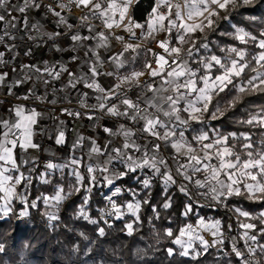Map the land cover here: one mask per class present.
I'll return each instance as SVG.
<instances>
[{"label": "snow or ice", "instance_id": "snow-or-ice-1", "mask_svg": "<svg viewBox=\"0 0 264 264\" xmlns=\"http://www.w3.org/2000/svg\"><path fill=\"white\" fill-rule=\"evenodd\" d=\"M135 2L57 0L53 6L42 0H21L19 4L0 0V44L9 51L15 47L7 43L15 39L12 30H39V21H29L33 9L55 17L61 28L42 37H67L71 47L53 44L56 51L82 50V55L70 57L79 65V72L63 62L24 65L34 76L25 75L11 86L5 84L8 73L0 72V85L8 87V94L15 95L14 88L34 81L35 87L17 99L56 105V99L38 89L51 88L55 94L58 89L53 82L60 81L59 91L78 92V103L85 110L64 107L59 110L63 115L74 120L87 116L89 121L113 118L111 125H95L106 134L104 143L79 134L66 159L46 160L40 171L36 157L25 159L21 154L41 148L35 136L43 113L15 104L10 110L13 118L0 119V216L15 214L17 201L21 217L42 204L44 217L55 224L69 197L87 193L76 208V219L96 225L99 237L106 235L105 226H113L112 220H123L121 231L132 235L138 230L134 225L142 222L144 206L151 209L153 222L162 219L160 209L173 206L170 189L176 187L187 200L181 215L196 219L175 231L167 227L157 233V243L162 235L173 245L166 249L168 256L188 257L200 264L215 249L217 264H264V209L254 212L226 203L235 196L264 205V104L246 103L248 97L264 96V17L245 15L255 28L231 24L232 31L219 33L228 43L207 38L220 20L230 21L233 13L243 15L259 0H154L143 23L130 14ZM73 8L79 10V17L73 18L78 23L70 22ZM160 34L163 38L158 39ZM117 43L120 47L112 51ZM3 56L0 52V63H6ZM105 78L114 83H105ZM90 91L95 93V103H88ZM234 110L241 111L233 121L237 130L223 133L212 128L191 139L186 136L192 122L216 121L229 112L235 115ZM44 133L40 128L39 134ZM48 138L58 146L68 143L63 120ZM85 147L86 154L78 156L77 150ZM56 173L61 180L72 177L71 187L66 190L60 180H54ZM34 179L50 189L29 200L27 191L18 188L28 189ZM127 179L134 180L135 186L122 183ZM157 181L162 186L159 205L152 204ZM97 186L110 192L105 194L106 206L99 210L98 219L90 214L91 194ZM125 194L128 198L121 199ZM197 196L231 212L228 222L198 215L199 209L211 205L202 204ZM81 236L88 239L83 233ZM4 252L0 244V253Z\"/></svg>", "mask_w": 264, "mask_h": 264}, {"label": "trees", "instance_id": "trees-1", "mask_svg": "<svg viewBox=\"0 0 264 264\" xmlns=\"http://www.w3.org/2000/svg\"><path fill=\"white\" fill-rule=\"evenodd\" d=\"M153 5L154 0H138L132 8V16L136 21L143 23ZM245 15L264 17V0H259L254 7L245 10L243 15L233 13L230 21L220 20L217 30L208 32V40L230 42L227 37H221L219 33L232 31L231 24L255 28V25H250L249 21L244 18ZM248 101L264 104V96L248 97L246 103ZM234 112L235 115L229 112L216 121H209L205 118L204 124L193 122L186 136L191 139V136L196 135L197 132L210 131L212 128L219 129L223 133L235 131L238 125L233 121L241 115V111L234 110ZM39 170L41 171L40 168ZM67 171L66 169L65 172ZM54 180H60L67 190L71 187L73 178L65 176L61 180V174L56 173ZM122 183L135 186V181L132 179H127ZM161 187L158 181L154 184L152 204L161 203ZM21 188L19 187V190ZM49 189L50 185L41 184L38 179H34L33 184L27 189L28 199L35 198L41 192H48ZM106 193L105 187L97 186L93 189L90 199V214L93 218L98 219L99 210L106 206ZM170 193L174 198V203L167 210L160 209L162 219L153 222L150 219L153 215L151 209L144 206L141 212L142 222L138 226L134 225L138 227V230L132 235L121 231L124 227L123 220H112L113 226L110 228L105 226L106 235L99 237L95 231L96 225L76 219V208L81 203L83 195L87 193H74L69 197L60 210L61 219L55 224H49L44 217L41 211L42 204L36 209H29V215L21 219H17L21 206L15 205V214L7 217L0 216V244L5 247V252L0 253V264H197V261L188 257L168 256L166 249L173 245L162 235L157 243V233H162L164 228L172 227L175 231L185 223L195 222L196 219L195 217L187 219L181 215L182 205L187 202L183 194L177 191L176 187H172ZM127 198V194L121 197V199ZM195 199L203 202L202 204L211 205L199 209L198 215L200 216L221 219L223 223H227L228 216L232 215L225 207L216 206L214 201H208L199 196ZM226 203L254 212L264 209V205L249 201L244 197H230ZM81 233L85 234L88 239L85 240ZM212 252V255L202 258L200 264H217L216 250L213 249Z\"/></svg>", "mask_w": 264, "mask_h": 264}, {"label": "crops", "instance_id": "crops-1", "mask_svg": "<svg viewBox=\"0 0 264 264\" xmlns=\"http://www.w3.org/2000/svg\"><path fill=\"white\" fill-rule=\"evenodd\" d=\"M138 0H136L137 2ZM21 0H13V3L19 4ZM133 4V6L136 4ZM130 9V14L132 15V8ZM14 16L19 17L21 14L19 12H13ZM29 15L30 23H35L39 21V30L31 29L25 30L21 29L20 31L12 30L15 39H8V45H15L11 51L8 48L0 44V52L4 53L3 60L6 63H0V72H7L9 75V79L5 82L6 85L11 86L12 83L17 79H22L25 75H33L34 73L30 69H25L24 65H36L39 67H43L45 61H48L50 64L63 62L70 66V68L79 72L81 69L78 64L71 62L70 57L73 55H82V50L79 52L72 51H56L53 47V44H59L63 48H70L66 36L56 37L55 40H48L46 37H42L41 34L49 33L53 31H61L60 26L56 24V18L51 15H45L43 10H35L33 9ZM79 10L74 9V13L69 14L70 22L78 23L77 19H73L74 17H79ZM119 31V30H117ZM2 34V33H0ZM83 34V32H82ZM32 36L35 39H29L28 37ZM159 38H163V34L158 36ZM120 45L117 43L112 51L117 50ZM31 49L30 54L26 53ZM104 55L107 56L108 52H104ZM139 65H134V67H138ZM130 70V69H129ZM124 71V70H121ZM66 81V77L63 78ZM105 83L111 84L114 83L112 78H105ZM53 86L58 89V91L53 94L51 88L47 90L41 86L38 91L44 92L47 91L48 94L57 100L56 105H51L47 101L40 102L35 100H18L17 96L22 97L26 90L29 87H35L34 81H29L28 83L22 84L17 88H14L15 95L8 94V87L5 85H0V119H12L13 117L10 115V110L17 103H23L27 107H35L37 111L43 113V117L40 120L39 128H37V134H39L40 128L45 129L44 134H40L43 136V139L46 141V146H42L40 141H36L41 145L39 150H32L27 155L23 153L22 158L36 157L37 162L40 168V162L42 159H54L55 162H62L67 158L69 154V150L71 149V144L75 141L77 135L83 134L85 137L87 136H95L100 143H104L106 134L103 133L102 128L97 129L95 125L97 123L111 125L113 123V118L104 117L100 120L89 121L87 116L82 119L74 120L72 117L63 115L59 110L61 108L67 107L72 111H85L82 109L78 103L77 97H79V93H73L71 90L67 91H59L62 87V83L60 81L53 82ZM138 91V89H134L133 92ZM130 95L133 93L130 92ZM67 97L66 99H62ZM134 98V96H133ZM68 99L72 102L68 103ZM95 93L90 91V98L88 103H95ZM46 107H50L49 111H46ZM97 116L100 114L97 113ZM63 120L65 126L69 133V140L66 145H55L54 140H50L49 136H54L55 127L59 123V121ZM117 124L123 121H115ZM193 123V122H192ZM87 148L77 150L76 154L82 155L86 154ZM52 153H55V157L52 156ZM30 167V165L28 166ZM41 169V168H40ZM44 169H41L43 171ZM107 194L109 189L105 187ZM18 191L25 192L27 189L21 188ZM15 205H20L17 201ZM43 209L41 211L43 212ZM21 210V209H20ZM19 210V211H20Z\"/></svg>", "mask_w": 264, "mask_h": 264}, {"label": "built area", "instance_id": "built-area-1", "mask_svg": "<svg viewBox=\"0 0 264 264\" xmlns=\"http://www.w3.org/2000/svg\"><path fill=\"white\" fill-rule=\"evenodd\" d=\"M42 3H44V4H52L53 6H55V4L57 3V0H42ZM74 13V8H73V10L69 13V14H73ZM49 109H50V107H46V111H49ZM35 139L37 140V141H40L41 142V144H42V146H46V141H45V139H43V136L42 135H40V134H37L36 136H35ZM47 159H42L41 160V162H40V168L41 169H43V164H44V162L46 161ZM203 203V202H202Z\"/></svg>", "mask_w": 264, "mask_h": 264}, {"label": "rangeland", "instance_id": "rangeland-1", "mask_svg": "<svg viewBox=\"0 0 264 264\" xmlns=\"http://www.w3.org/2000/svg\"><path fill=\"white\" fill-rule=\"evenodd\" d=\"M108 194L110 195V192H108ZM43 208H44V206H43ZM43 211H44V209H43ZM18 213H19V212H18ZM21 218H23V217L17 215V219H21ZM193 223H194V222H193Z\"/></svg>", "mask_w": 264, "mask_h": 264}]
</instances>
